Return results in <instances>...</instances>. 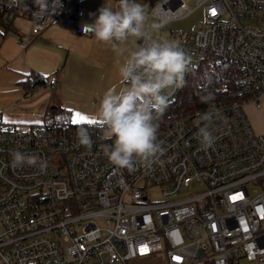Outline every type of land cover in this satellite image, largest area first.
<instances>
[{
    "label": "built area",
    "instance_id": "obj_1",
    "mask_svg": "<svg viewBox=\"0 0 264 264\" xmlns=\"http://www.w3.org/2000/svg\"><path fill=\"white\" fill-rule=\"evenodd\" d=\"M87 1L60 0L53 8L49 0L42 12L34 0H0V10L4 21L25 17L32 34L61 22L88 35ZM195 1L202 24L165 36L191 62L159 120L162 164L114 166L101 150L112 141L98 124L0 117L3 264H264V134L245 110L260 107L264 95V0ZM189 12L183 0H154L148 14L173 19ZM55 83V76L44 81ZM208 93L219 119L211 125L214 145L202 150L195 134ZM82 126L91 132V150L76 140ZM14 150L36 153L47 169L12 167Z\"/></svg>",
    "mask_w": 264,
    "mask_h": 264
},
{
    "label": "clouds",
    "instance_id": "obj_2",
    "mask_svg": "<svg viewBox=\"0 0 264 264\" xmlns=\"http://www.w3.org/2000/svg\"><path fill=\"white\" fill-rule=\"evenodd\" d=\"M34 2L40 11L48 12L49 0ZM52 7H62L60 0H52ZM98 13L83 31L111 46L122 85L114 84L104 92L95 113L102 138L112 141L101 145V150L118 168L131 171L140 165L151 169L163 163L160 158L166 148L158 137L159 120L169 107L171 93L184 86L191 56L176 40L153 36L169 20L163 16L152 20L137 0H119L116 8L105 3ZM200 99L209 104V110L200 114L195 135L202 150H207L215 143L211 125L219 119V112L212 103V93ZM76 140L91 150L93 139L88 127L77 129ZM11 157L14 168L29 166L43 172L48 167L47 160L36 153L14 150Z\"/></svg>",
    "mask_w": 264,
    "mask_h": 264
},
{
    "label": "crops",
    "instance_id": "obj_3",
    "mask_svg": "<svg viewBox=\"0 0 264 264\" xmlns=\"http://www.w3.org/2000/svg\"><path fill=\"white\" fill-rule=\"evenodd\" d=\"M105 3L116 8L119 0H88L86 21L93 22ZM3 22L0 23V117L3 120L38 121L24 118L32 117L24 116L28 109L34 111L33 116L51 118L46 111L53 106L68 112L72 122L76 113L92 117L104 92L114 84L122 86L115 53L110 45L98 42L93 34L81 35L61 22L32 34L23 16ZM33 75L44 78L45 84L47 78L55 76L56 83L40 101L25 102L27 81L30 82ZM102 83L106 84L104 89H100Z\"/></svg>",
    "mask_w": 264,
    "mask_h": 264
},
{
    "label": "rangeland",
    "instance_id": "obj_4",
    "mask_svg": "<svg viewBox=\"0 0 264 264\" xmlns=\"http://www.w3.org/2000/svg\"><path fill=\"white\" fill-rule=\"evenodd\" d=\"M183 1L191 9V12L179 18L168 19L169 23L160 31V33H153L154 37H159V36L165 37L172 31H179V32L189 31L202 24V22L204 21L203 8L197 6L195 0H183ZM137 2L141 3L145 7L147 13L151 10L154 4V0H137ZM156 18L157 17H151L152 20H155ZM104 82L106 83V81ZM105 83L101 84L100 89H104L106 87ZM50 90L51 89L49 85L36 87L34 88V90L32 91L29 90L27 92L28 95L27 97L24 98L23 101L38 102L40 101V98L43 97L44 93L50 92ZM95 98L97 99V101H99V98L97 96ZM97 105L99 104L97 103ZM245 110H246L247 118L253 130L256 133L264 134V95L260 98V107L256 108L249 104L245 106ZM27 111H28L26 112L27 115L24 116L32 115V117L30 116L24 117L25 119H30V118H34L37 120L42 119V117L40 118V115L33 116L35 114L32 113L34 111H31V109H28ZM94 117L95 115L89 118L95 120ZM0 264H3L1 260H0ZM138 264H163V261L162 260L158 261L154 259H148V260L141 259L138 260Z\"/></svg>",
    "mask_w": 264,
    "mask_h": 264
},
{
    "label": "trees",
    "instance_id": "obj_5",
    "mask_svg": "<svg viewBox=\"0 0 264 264\" xmlns=\"http://www.w3.org/2000/svg\"><path fill=\"white\" fill-rule=\"evenodd\" d=\"M4 14V11L3 10H0V23H4L3 22V19H2V16ZM27 92L29 90H31L32 88H34L35 86L37 85H44V78H39L38 76H36L35 78V81L32 85H29V81H27ZM46 115L51 117L52 119H69V113L68 112H64V111H61L60 108L58 106H53L51 108H49L47 111H46Z\"/></svg>",
    "mask_w": 264,
    "mask_h": 264
},
{
    "label": "snow or ice",
    "instance_id": "obj_6",
    "mask_svg": "<svg viewBox=\"0 0 264 264\" xmlns=\"http://www.w3.org/2000/svg\"><path fill=\"white\" fill-rule=\"evenodd\" d=\"M81 122H87L89 124H98V121L94 119H90L89 117L82 115L81 113H76L75 118L73 119V123H81Z\"/></svg>",
    "mask_w": 264,
    "mask_h": 264
}]
</instances>
